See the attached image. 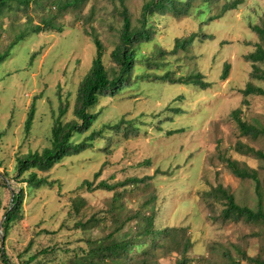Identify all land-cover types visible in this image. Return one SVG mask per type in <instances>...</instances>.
Returning <instances> with one entry per match:
<instances>
[{"label":"rangeland","instance_id":"374dc122","mask_svg":"<svg viewBox=\"0 0 264 264\" xmlns=\"http://www.w3.org/2000/svg\"><path fill=\"white\" fill-rule=\"evenodd\" d=\"M120 1L82 0L59 10L51 0L28 6L11 0L2 7L0 51L17 34H26L0 62V174L10 190L21 186L24 191L20 216L4 239L10 262L69 264L75 250L88 246V238L104 236L112 229V217L118 219L115 224L124 221V230L134 232L138 215L151 207L156 212L154 227H185L191 242L187 264L232 260L248 264L244 255L264 258V223L223 221L219 217L223 201L207 194L221 184L238 204L264 211V160L236 148L240 141L264 153V134L242 135L231 115L239 107L243 120L264 131V94L242 93L247 84L264 90V39L253 29L254 25L264 27V0H242L224 12L221 5L232 0H192L186 14L170 9L153 13L150 39L133 44L136 63L127 80L114 95L98 98L89 108L97 113L91 127L73 138L79 141L91 130L101 129L91 145L65 156L48 171L37 170L39 176L53 181L51 185L29 188L16 179V157L50 144L60 107L66 105L61 121L75 118L76 89L95 54L93 36L102 41L107 70L111 73L115 68L109 52L119 40L122 3L132 25L138 26L146 0ZM216 14L220 16L209 19ZM42 18L61 30L30 32ZM191 33L198 34L191 45L169 52L176 37L187 38ZM259 46L263 58L252 62L248 55ZM225 62L228 74L221 79ZM165 72L173 79L200 72L211 84L201 88L155 79ZM31 105L34 114L27 129ZM176 129L180 130L168 134ZM225 158L254 168L259 187L251 178L235 176ZM132 176L149 178L119 185ZM83 179L115 184L121 202L112 200L113 190L83 186L78 192L85 199L84 206L75 213L71 197ZM9 199L0 184V224ZM90 218L97 222L75 226ZM158 242L163 246L153 250L157 264H174L180 254L168 250L170 238L161 237Z\"/></svg>","mask_w":264,"mask_h":264},{"label":"trees","instance_id":"16d2710c","mask_svg":"<svg viewBox=\"0 0 264 264\" xmlns=\"http://www.w3.org/2000/svg\"><path fill=\"white\" fill-rule=\"evenodd\" d=\"M11 0H0V15L3 13L2 7L5 2ZM17 5L28 6L30 2L34 4H43V0H14ZM82 0H51L53 5L59 10H64L68 7L76 6ZM123 0L120 2L122 3ZM192 0H146L142 6L139 16L138 26H133L131 22V15L126 6L122 3L121 15L122 23L120 25L119 40L115 46L109 52V56L114 63L115 68L111 73L105 67L103 62L104 47L102 41L93 36L92 41L95 46V54L92 58L91 65L83 78L80 80L77 86L76 99L73 107V113L75 118L68 121H61V117L64 114V107H60L59 113L56 115L51 128L50 144L44 146L40 151H30L24 155H19L15 159V177L19 182H26V185L31 187H39L44 184L51 185L53 181L48 180L47 177L39 176L37 170L48 171L55 164L59 163L65 156L79 153L83 149L91 145V141L94 140L100 130H91L81 140L74 141L75 134L85 133L92 125L97 113H92L89 108L97 103L98 98L102 95H114L118 89L127 80V75L130 73L133 65L136 63V48L133 44L135 42L140 43L148 41L150 39L149 18L155 12L160 14L166 13L168 9L176 14L180 11L181 14H186L190 7ZM183 2V3H181ZM242 0H232L230 2H224L221 5V12L235 8ZM201 5V4H200ZM202 6V5H201ZM206 6V5H205ZM216 16L210 17L214 19ZM2 18V16H0ZM56 29L61 30V27H55L51 20L42 18L39 23L31 26L30 32H41ZM253 29L264 39V27L257 25L253 26ZM29 32V33H30ZM28 34V33H27ZM25 33L17 34L13 41L7 46L6 49L0 51V62L8 55V51L12 45L18 40L24 37ZM198 36L197 33H191L187 38L176 37L173 48L169 51H176L178 48H184L191 45L193 40ZM160 54H163L160 51ZM248 58L255 62L258 59L263 58V50L259 46L254 52L249 53ZM229 63L225 62L221 72V79H225L228 74ZM155 79L166 80L169 82H182L192 83L201 88L208 87L211 83L203 79V75L200 72H194L186 76L177 77L173 79L169 76V72H165L163 75L155 76ZM244 96L254 93L258 95L264 94V90L261 87L247 84L246 88L242 90ZM34 114V107L31 105L28 116L25 119V128H29ZM240 108H235L231 111V115L235 118L237 127L242 135H251L257 137L259 132L264 134V131L258 130L252 124L247 123L240 116ZM121 121L117 122L115 126H119ZM176 130L168 131V134L173 133ZM236 148L243 154H253L257 158L264 160V153L259 149H254L240 141L236 142ZM228 168L231 172L240 178H251L256 188L259 187V180L257 172L254 168L248 166H239V163L235 159L225 158ZM98 173L94 174V177ZM151 176V175H150ZM149 177H136L132 176L128 179H124L119 182V185H125L127 183H137L145 180ZM0 184L10 194L9 204L3 207L1 229L3 237L0 238V259L2 264H22L12 263L7 256L4 249V239L8 230L12 224L19 218L21 212V206L24 198L23 188L20 186L17 190L9 189V185L6 180L3 179L0 174ZM85 186L87 190L91 189H104L113 190L112 200L121 202L120 193L118 190H114L115 184L108 183L106 180H100L93 184L91 180L83 179L81 184L76 188L77 191L71 198V209L75 213H80L84 206V197L79 194L82 187ZM79 191V192H78ZM207 194L214 197L216 200H222L223 205L219 210V217L223 221H239L245 219L247 221H260L264 223V211L258 206L253 209L247 205H240L235 201L234 195L228 192L221 184L216 185ZM112 215L119 216L116 213ZM138 220L140 222L135 226L134 232L131 229L124 230V221L119 224H115L118 219H114L112 229L104 236L97 238H88L86 242L88 246L86 248L80 247L75 250L70 258H74L69 264H94L96 260L99 264H115V261L119 264H157V255L153 251L157 246H163V243H159L158 239L161 237L170 238L168 250H174L180 254L175 260L174 264H187L190 257L186 254L190 247V239L186 234L184 226H171L164 228H157L155 225L156 212L154 207L145 214H139ZM129 216H126L124 220H128ZM97 219L90 218L84 223H75L76 227L90 226ZM41 251V250H40ZM39 251V252H40ZM42 251H44L42 249ZM248 264H264V258L261 256H249L244 255ZM32 260V257L30 258ZM228 264H241L238 261H231Z\"/></svg>","mask_w":264,"mask_h":264},{"label":"water","instance_id":"95a60500","mask_svg":"<svg viewBox=\"0 0 264 264\" xmlns=\"http://www.w3.org/2000/svg\"><path fill=\"white\" fill-rule=\"evenodd\" d=\"M2 241V240H1Z\"/></svg>","mask_w":264,"mask_h":264}]
</instances>
